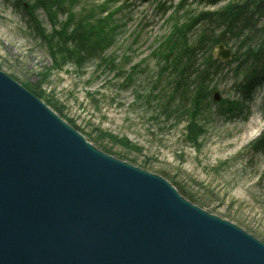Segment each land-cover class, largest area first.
<instances>
[{
    "label": "rangeland",
    "instance_id": "rangeland-1",
    "mask_svg": "<svg viewBox=\"0 0 264 264\" xmlns=\"http://www.w3.org/2000/svg\"><path fill=\"white\" fill-rule=\"evenodd\" d=\"M24 1L34 7L35 0ZM61 1L64 9L50 13L32 7L37 24L31 28L21 5L0 0V71L98 150L164 178L189 202L264 244V152L250 150L264 133V81L250 98L238 86L247 71L240 65L246 55L241 43L249 36L248 46L255 50L264 23L240 40L232 38L229 59L219 58L216 46L200 51L199 63L211 57L223 66L208 85V103L194 109L195 91L186 97L183 91L175 93L173 71L162 70L165 39L176 24L188 25L193 45L203 28L197 22L200 13L229 8L239 0L215 5L187 0L182 9L177 8L181 0ZM159 4L170 12L164 14ZM89 12L95 13L92 18ZM83 17L115 28L113 43L95 58L86 55L83 66L69 61L56 69L48 40L86 23ZM195 129L198 142L193 144L188 133Z\"/></svg>",
    "mask_w": 264,
    "mask_h": 264
},
{
    "label": "water",
    "instance_id": "water-1",
    "mask_svg": "<svg viewBox=\"0 0 264 264\" xmlns=\"http://www.w3.org/2000/svg\"><path fill=\"white\" fill-rule=\"evenodd\" d=\"M0 264H264V244L98 150L0 71Z\"/></svg>",
    "mask_w": 264,
    "mask_h": 264
},
{
    "label": "trees",
    "instance_id": "trees-1",
    "mask_svg": "<svg viewBox=\"0 0 264 264\" xmlns=\"http://www.w3.org/2000/svg\"><path fill=\"white\" fill-rule=\"evenodd\" d=\"M170 1L172 2V0ZM186 1L181 0L177 8L182 9ZM219 1L201 0L202 3L210 5H215ZM14 3L15 6L21 5L27 24L29 27L34 28V25L37 24V19L34 12L30 13L33 6L28 5L26 7L27 4L25 5L24 0H14ZM238 3L234 6H229V8L200 13L197 22H200L203 28L200 37L193 42V45H190L191 41L188 38V33L190 32L188 25L180 27L179 24H176L172 34L165 39V53L160 55L165 60L162 70L163 72L169 71V69L173 71L175 81L172 85L175 93L183 91L182 97H186L190 95V91H195L194 109L206 104V102L208 103L212 96L208 85L212 84L213 78L223 66L220 61L213 60L211 57L199 63L198 56L200 51L205 52L204 48L210 47L209 49H211L219 44L227 46L232 38L240 40L247 33L254 32L258 25L264 23V0H239ZM62 6L64 9L65 3L62 4L61 0H35L33 10L34 8H40L50 13ZM101 8L103 12L110 15L106 6ZM165 11L167 12V9ZM94 14V12H89L90 18ZM90 18L83 17L86 23L80 22L70 33L66 29L65 31L66 33L68 31V33L62 38L59 34L54 39L48 40L49 51L54 58L56 69L65 67L69 61L83 66L86 55L95 58L97 55L102 54L105 48L111 46L116 37V29L111 30L105 25L102 26L101 21L92 22ZM70 22L72 24V21ZM82 24L86 25L82 26ZM261 27L263 28L262 38L255 50L250 49L251 47L248 46L251 37L247 36V40L245 39L241 43V48L246 49V55L241 59L240 65L245 67L247 71L244 73V80L238 86L240 93L246 98H250L253 90L264 81V26L261 25ZM33 30L38 31L36 29ZM40 35L42 38L45 37L43 33H40ZM82 35H87V37L84 38ZM245 41L247 44L244 43ZM68 45L72 46L70 50L65 49ZM61 47H64V49L61 50ZM196 132V129L195 133L192 130L189 131L190 138L188 141L190 143L195 144V142H198ZM250 150L255 154L264 152V133L251 144ZM260 182L263 184L264 190V174L260 176Z\"/></svg>",
    "mask_w": 264,
    "mask_h": 264
},
{
    "label": "bare ground",
    "instance_id": "bare-ground-1",
    "mask_svg": "<svg viewBox=\"0 0 264 264\" xmlns=\"http://www.w3.org/2000/svg\"><path fill=\"white\" fill-rule=\"evenodd\" d=\"M164 14H167V12L163 9ZM221 45V44H220Z\"/></svg>",
    "mask_w": 264,
    "mask_h": 264
}]
</instances>
